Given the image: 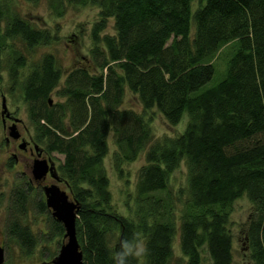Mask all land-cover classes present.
<instances>
[{
    "label": "trees",
    "instance_id": "16d2710c",
    "mask_svg": "<svg viewBox=\"0 0 264 264\" xmlns=\"http://www.w3.org/2000/svg\"><path fill=\"white\" fill-rule=\"evenodd\" d=\"M46 1L57 16L67 3L99 7L88 65L66 73L56 91L63 100L49 102L61 78L53 54L33 61L23 78L35 139L64 156L61 173L80 205L76 232L84 264H113L119 243L112 247L109 234L115 231L119 242L142 235L149 250L143 264H168L177 231L186 264L202 263L203 244L212 264H232L226 225L243 196L252 204L244 240L252 264H264V0H197L194 10V0ZM10 8V0H0V80L6 68L15 82L28 66L23 48L48 44L54 36ZM109 18L115 32L101 34ZM234 42L224 77L205 86L218 67L214 59L223 66V48ZM127 87L142 111L120 108ZM153 107L170 124L186 112L183 132L151 141L146 111ZM110 132L120 174L122 162L144 151L131 218L106 209L111 194L103 159ZM182 160L188 189L177 212L168 184ZM14 196L7 231L29 250L36 239L18 217L28 195ZM50 219L51 233L63 238L62 223Z\"/></svg>",
    "mask_w": 264,
    "mask_h": 264
},
{
    "label": "rangeland",
    "instance_id": "374dc122",
    "mask_svg": "<svg viewBox=\"0 0 264 264\" xmlns=\"http://www.w3.org/2000/svg\"><path fill=\"white\" fill-rule=\"evenodd\" d=\"M198 5V1L192 3V10ZM10 9L20 12L21 15L30 20L34 25L40 28L48 29L54 36V39L48 44H39L31 50L23 48L27 55L28 66L19 69V77L14 82L8 75L5 68L2 72L0 80V113L2 96H5L7 109L23 120L24 125H20V129L26 138L35 136L36 129L33 122L29 118V104L25 100L23 91V78L28 73L31 63L46 53L54 55L56 66L61 70V78L59 86L55 88L49 95L52 101L63 100L56 91L62 86L66 73L75 65H88L89 53L92 47L91 30L93 25L99 20V7L95 4H71L67 3L63 15L57 16L53 14L46 0H39L37 3H31L27 0H10ZM194 29V22H192ZM115 32L114 19L109 18L106 28L101 34H112ZM17 45L18 42H17ZM228 46V47H227ZM238 44L234 42L232 46L227 44L225 56H223V66L216 57L218 67L215 64V74L212 79L205 85H213L224 77V67L227 57L234 53ZM226 70V69H225ZM141 109L136 94L129 88H125V94L121 101L120 108ZM142 111V109H141ZM146 117L151 123L152 139L156 140L165 136L174 137L179 135L186 127L188 115L185 112L180 121L176 124H170L163 114L156 108L146 111ZM0 114V244L4 247V264H28L49 261L58 254L62 243V236L51 233V219L46 212H39L36 207V196L31 194L20 207L22 213L18 215L19 221L23 225H27L33 233L36 242L29 249L22 247L19 240L11 236L7 231V226L12 217L14 209L15 196L12 188L19 184L21 175L20 165L8 168L6 162H9V151L13 149V145L6 146L4 137L8 135V129L3 130L1 125ZM108 153L103 159V166L109 178L110 201L106 207L108 211L114 214L123 215L131 218L132 210L135 207L134 197L136 195V172L144 163V151H142L136 160L124 161L121 163V174L113 163V153L116 151L113 133L110 132L107 137ZM43 144V143H42ZM44 145V144H43ZM56 164L59 166L63 163V154L54 152ZM62 175V173H61ZM188 170L185 160L180 161L177 168L169 178L168 189L175 197V211H180L181 204L186 197ZM62 188L69 191L65 184ZM182 190L183 196L179 197ZM185 193V195H184ZM252 210L251 202L245 197L236 199L232 205V210L226 225L227 233L232 243V264H252L249 249L245 242V231L249 214ZM16 215L18 212H14ZM142 238V235L138 233ZM110 245L115 247L119 243L118 232L109 234ZM143 239V238H142ZM173 254L168 264H186V256L180 247L179 231L173 239ZM200 252L202 254L201 264H212V260L206 244L201 245ZM145 259L135 260L136 264H143Z\"/></svg>",
    "mask_w": 264,
    "mask_h": 264
},
{
    "label": "flooded vegetation",
    "instance_id": "af4514ba",
    "mask_svg": "<svg viewBox=\"0 0 264 264\" xmlns=\"http://www.w3.org/2000/svg\"><path fill=\"white\" fill-rule=\"evenodd\" d=\"M1 121L3 130L8 129V135L4 137L5 144L6 146L13 145V149L9 151L10 158L8 159L10 160L5 165L7 164L8 168H12L15 165L21 164L19 169L21 175L18 178L20 182L12 188V192L23 195L25 193L28 197L34 194L36 196V207L39 212H46L50 218L55 219L52 216L51 208L46 204L45 188L52 185H58L62 188V184H65L68 188V185L61 175L60 166L55 162L54 152L48 151L42 143L35 139V136L32 137L30 135L29 138H26L19 128L20 125H24L23 120L10 110L7 109V112L1 114ZM10 127H14L18 131L16 138L10 135ZM38 161L42 163V168L45 171L44 179L41 182L38 181L33 172L34 165ZM27 198L25 201L28 200ZM0 245L3 246V244Z\"/></svg>",
    "mask_w": 264,
    "mask_h": 264
},
{
    "label": "water",
    "instance_id": "95a60500",
    "mask_svg": "<svg viewBox=\"0 0 264 264\" xmlns=\"http://www.w3.org/2000/svg\"><path fill=\"white\" fill-rule=\"evenodd\" d=\"M49 102H52V98H49ZM1 106V114H4L7 112L5 96H2ZM10 135L16 138L18 131L14 127H10ZM33 172L39 182L44 179L45 171L40 161L35 163ZM44 193L46 204L51 208L52 216L63 224L65 241L61 244L58 254L51 260L35 264H84L76 232L79 203L58 185L46 187ZM0 264H4V247L2 245H0Z\"/></svg>",
    "mask_w": 264,
    "mask_h": 264
},
{
    "label": "clouds",
    "instance_id": "9594fccd",
    "mask_svg": "<svg viewBox=\"0 0 264 264\" xmlns=\"http://www.w3.org/2000/svg\"><path fill=\"white\" fill-rule=\"evenodd\" d=\"M149 254L146 243L140 235L133 234L130 238H124L119 242V249L111 253L113 264H129L130 260L140 261Z\"/></svg>",
    "mask_w": 264,
    "mask_h": 264
}]
</instances>
